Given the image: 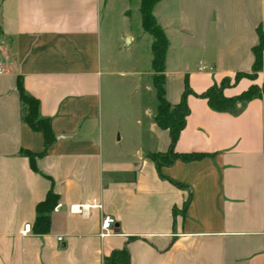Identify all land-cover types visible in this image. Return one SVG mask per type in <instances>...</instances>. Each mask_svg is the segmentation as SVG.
Returning a JSON list of instances; mask_svg holds the SVG:
<instances>
[{
	"label": "crops",
	"instance_id": "1",
	"mask_svg": "<svg viewBox=\"0 0 264 264\" xmlns=\"http://www.w3.org/2000/svg\"><path fill=\"white\" fill-rule=\"evenodd\" d=\"M139 5L0 0V264H103L124 246L129 264H264V89L236 112L212 110L206 99L188 94L175 150L206 155L160 168L183 187L161 178L148 153L168 150V130L150 122L156 147L143 151L123 142L109 108L108 91L127 81L113 76L138 74L141 61L153 74L152 38L141 21L131 23ZM153 14L169 41L170 104L180 101L185 85L199 94L228 77L223 94L233 97L264 84V49L256 78L233 82L237 72H251L257 28L264 33V0H160ZM125 40L130 48L146 46L143 57L126 52L123 61L113 59ZM114 60L130 69L115 71ZM18 77L38 100L40 116L50 119L55 140L46 149L41 133L21 120ZM27 152L38 154L35 169ZM50 191L58 201L49 231L38 233L36 205ZM71 204L90 207L72 213ZM104 216L115 223L101 236ZM26 223L31 230L23 233Z\"/></svg>",
	"mask_w": 264,
	"mask_h": 264
},
{
	"label": "trees",
	"instance_id": "2",
	"mask_svg": "<svg viewBox=\"0 0 264 264\" xmlns=\"http://www.w3.org/2000/svg\"><path fill=\"white\" fill-rule=\"evenodd\" d=\"M160 0H140L139 11L141 15V27L144 32L148 33L152 37L150 45L151 60L150 68L153 72L151 76L152 86L155 90L156 95V109L153 116L154 123L161 129H166L169 132L170 144L166 152H151L148 153V157L154 162L158 174L161 178L171 180L172 179L163 176L160 173L162 166H170L177 159L189 162L198 160L205 156V153L201 152H177L175 150L176 143L178 141L180 132L185 126L186 116L189 113V108L186 103V97L191 90L185 85L182 92L180 101L177 104H170L165 98V59L166 51L169 46V41L164 33L163 28L157 22L153 8ZM258 43L252 47L253 63L250 73L237 72L234 75L233 82H237L242 77L249 79H255L257 73L262 68V52L264 49V33L261 29L257 28ZM230 85V78H224L220 84H214L202 93L196 94L195 96L206 99L209 107L212 110L219 112H236L239 110L238 104H244L247 101L259 97L261 91L264 89V84L259 87L257 85H251L248 89L241 92L239 95L233 97H226L223 94V89ZM17 90L19 94V101L21 106V120L30 129L41 133L44 149H46L55 140V134L52 131L51 123L49 118H43L39 114V102L38 100L30 95L24 89L21 78H17ZM43 152L39 153L42 154ZM26 155L29 157L30 165L35 169L34 158L38 154L27 152ZM178 187L183 185L174 182ZM190 195L187 200L183 203L180 210V214L184 216L185 210L189 204ZM58 196L52 191L48 192L46 197L36 205V216L34 221V227L38 233H46L50 227V213L56 206ZM175 213V209H174ZM130 257L126 246L121 249L113 250L108 256L103 258V264H129Z\"/></svg>",
	"mask_w": 264,
	"mask_h": 264
},
{
	"label": "rangeland",
	"instance_id": "3",
	"mask_svg": "<svg viewBox=\"0 0 264 264\" xmlns=\"http://www.w3.org/2000/svg\"><path fill=\"white\" fill-rule=\"evenodd\" d=\"M134 5V2L132 1L129 3L127 2V6L130 10L134 9ZM134 14L131 22L133 28L136 23L139 24L141 21L140 11L138 12L137 17H135ZM124 45L125 48L113 50L111 53L113 59H120L123 61L126 52H130L134 58L143 57L144 49L146 53V46L144 47L142 43L136 48L133 46L130 48L128 47V41L125 40ZM148 54L149 51L147 49V55ZM107 56H109V54H107ZM134 68L138 72L136 75L125 77H119L117 75L113 76L114 80L127 81H123L122 83L119 81V85H113L112 89L108 91V96L110 97L111 94L110 98L113 100L112 104L109 105V108H111L114 114L119 118V125L117 123L116 125L120 128L119 130H121L124 137L123 142L137 143L143 151H148L153 147H156L155 139L151 137L148 129L150 122L153 121V117L149 116L148 112H150V114H155L157 100L155 90L152 86L151 76L145 73L146 69L149 68L148 61H146V63L141 61L140 63H137ZM129 69L130 68L126 67L123 62L119 60L115 62V71ZM191 92L193 91L191 90ZM119 130H117L115 137H119Z\"/></svg>",
	"mask_w": 264,
	"mask_h": 264
},
{
	"label": "built area",
	"instance_id": "4",
	"mask_svg": "<svg viewBox=\"0 0 264 264\" xmlns=\"http://www.w3.org/2000/svg\"><path fill=\"white\" fill-rule=\"evenodd\" d=\"M3 72V66L0 61V74ZM93 206L100 207L99 204H94ZM90 205L88 204H71L68 206V209L72 213H80L84 214ZM114 219L111 216H104L101 222V236L108 235L114 229ZM31 230V225L29 223L24 224L23 226V233H28ZM58 240H61V237H58Z\"/></svg>",
	"mask_w": 264,
	"mask_h": 264
}]
</instances>
